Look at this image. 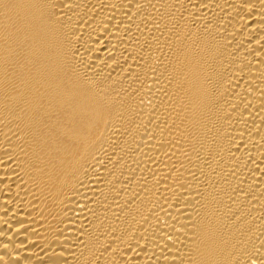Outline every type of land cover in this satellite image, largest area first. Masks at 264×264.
Returning a JSON list of instances; mask_svg holds the SVG:
<instances>
[{
  "label": "bare ground",
  "instance_id": "6f19581e",
  "mask_svg": "<svg viewBox=\"0 0 264 264\" xmlns=\"http://www.w3.org/2000/svg\"><path fill=\"white\" fill-rule=\"evenodd\" d=\"M0 264H264V0H0Z\"/></svg>",
  "mask_w": 264,
  "mask_h": 264
}]
</instances>
